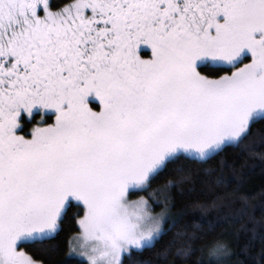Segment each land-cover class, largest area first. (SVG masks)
Listing matches in <instances>:
<instances>
[{
    "label": "snow or ice",
    "instance_id": "snow-or-ice-1",
    "mask_svg": "<svg viewBox=\"0 0 264 264\" xmlns=\"http://www.w3.org/2000/svg\"><path fill=\"white\" fill-rule=\"evenodd\" d=\"M257 157L264 0H0V264H264Z\"/></svg>",
    "mask_w": 264,
    "mask_h": 264
},
{
    "label": "trees",
    "instance_id": "trees-1",
    "mask_svg": "<svg viewBox=\"0 0 264 264\" xmlns=\"http://www.w3.org/2000/svg\"><path fill=\"white\" fill-rule=\"evenodd\" d=\"M259 151V150H258ZM238 153L239 150H229V159L231 160L233 158V153ZM254 163L257 164V167L253 171H251L247 176L243 178V184L240 188V191L242 193L247 194L251 199L249 200V204L251 206H255L256 208V218L259 220L261 218V211L260 207L261 205H264V167L259 166V158L257 157ZM216 167L218 166V160L210 161L208 165H202L200 167ZM235 188V185L232 186ZM208 198L205 194H200V199H206ZM241 203H243L241 201ZM159 210L158 208L156 209ZM195 213L198 215L199 210H194ZM212 215H215V212L211 213ZM248 217L243 216L235 221L231 222L229 225L223 226L227 233H235L237 230L241 228L242 225L247 224ZM251 227V225H249ZM68 233H62L61 236L58 238V241H51L50 244H56L59 242L61 245H63V241L66 239ZM159 247V246H158ZM256 251H259V245L256 247ZM64 252H67V248H64ZM62 256H56L53 257V264H58V261L61 260ZM147 262L151 261V264H165L162 258L157 257L155 250L151 252H144V253H137L134 254L133 257L127 262V264H141V262ZM248 264H253L251 260L248 261Z\"/></svg>",
    "mask_w": 264,
    "mask_h": 264
},
{
    "label": "rangeland",
    "instance_id": "rangeland-1",
    "mask_svg": "<svg viewBox=\"0 0 264 264\" xmlns=\"http://www.w3.org/2000/svg\"><path fill=\"white\" fill-rule=\"evenodd\" d=\"M159 211V210H158Z\"/></svg>",
    "mask_w": 264,
    "mask_h": 264
}]
</instances>
